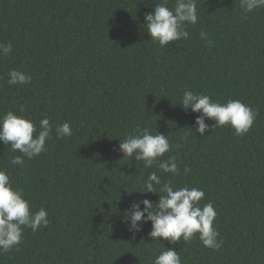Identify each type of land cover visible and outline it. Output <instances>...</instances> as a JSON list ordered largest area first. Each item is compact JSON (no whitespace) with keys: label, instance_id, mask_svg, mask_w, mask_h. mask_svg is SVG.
<instances>
[{"label":"trees","instance_id":"16d2710c","mask_svg":"<svg viewBox=\"0 0 264 264\" xmlns=\"http://www.w3.org/2000/svg\"><path fill=\"white\" fill-rule=\"evenodd\" d=\"M163 2L0 0V43L12 44L0 55V116L30 119L34 136L45 117L53 128L46 150L23 157L22 166L10 163L22 154L0 142V170L50 221L35 233L25 228L18 250L0 253V264H153L166 248L182 264H264V8L245 13L240 0H196L189 37L161 47L144 16ZM12 69L31 83L9 85ZM184 90L219 103L240 100L258 115L243 136L210 119L201 136L200 114L179 105ZM64 122L72 135L58 139L55 127ZM138 127L167 135L171 150L158 160L175 156L180 175L122 157V135ZM150 172L174 189L204 191L199 203L211 201L217 212L220 249L203 246L199 234L190 243L152 241L150 222L135 236L128 231L122 220L130 204L163 195L160 186L156 194L138 191Z\"/></svg>","mask_w":264,"mask_h":264},{"label":"clouds","instance_id":"9594fccd","mask_svg":"<svg viewBox=\"0 0 264 264\" xmlns=\"http://www.w3.org/2000/svg\"><path fill=\"white\" fill-rule=\"evenodd\" d=\"M240 7L245 13L264 8V0H240ZM147 34L153 43L161 47L170 42L187 39L186 24L195 25L198 20L196 0H175V6L169 8L167 0L156 4L151 13L144 16ZM200 37L206 46L211 47L212 41L208 33L201 32ZM12 52L11 43H0V55L7 56ZM32 77L19 70L12 69L8 72L7 83L9 85L30 84ZM179 105L184 109H190L193 113H199L195 118V132L204 136L209 129L206 119L214 121L215 127L230 126L235 135L243 136L248 133L253 125L258 110L246 105L240 100H228L225 103L213 101L210 96L199 94L192 90H184L179 100ZM21 112L23 108L21 107ZM40 131L24 116L8 111L0 116V142L10 145L11 151H19L21 155L10 159L13 166L23 165L24 159H32L46 150V141L51 139L52 125L47 117L39 121ZM213 128V126H212ZM56 137L64 138L72 135V129L68 122L55 127ZM123 141L116 149L121 155L134 157L136 161H143L145 169L157 164L163 173H171L173 176L181 174L176 163L175 156H169L167 160L159 161L166 152L171 150L168 137L165 134H152L148 128H136L127 135H122ZM191 171L185 167L183 174ZM156 186H160L158 200L153 203L148 199L133 201L130 207L123 213L122 222L128 225V231L135 236L141 230V224H151L148 236L153 240H167L169 244H177L181 238L190 243L196 234L203 246L218 250L222 247L223 240L218 239L219 232L214 227L217 215L211 201L200 205L205 193L196 187L173 188L171 182L162 183L156 172H150L144 182L141 193H158ZM141 205L143 207H141ZM50 221L45 208L32 211L31 206L24 198L22 190L13 188L7 172L0 170V253H8L14 247L18 250L25 228L32 232L41 227H47ZM156 256L153 264H182L178 251L166 248Z\"/></svg>","mask_w":264,"mask_h":264}]
</instances>
